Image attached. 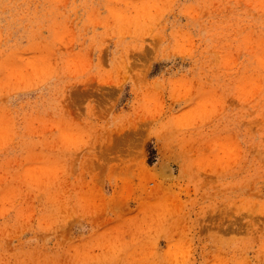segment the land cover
<instances>
[{"label": "rangeland", "instance_id": "1", "mask_svg": "<svg viewBox=\"0 0 264 264\" xmlns=\"http://www.w3.org/2000/svg\"><path fill=\"white\" fill-rule=\"evenodd\" d=\"M0 264H264V0H0Z\"/></svg>", "mask_w": 264, "mask_h": 264}]
</instances>
